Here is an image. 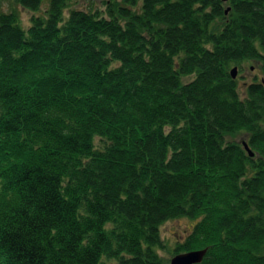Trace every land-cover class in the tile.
I'll return each instance as SVG.
<instances>
[{
  "label": "trees",
  "instance_id": "obj_1",
  "mask_svg": "<svg viewBox=\"0 0 264 264\" xmlns=\"http://www.w3.org/2000/svg\"><path fill=\"white\" fill-rule=\"evenodd\" d=\"M76 1L0 0V264H264V0Z\"/></svg>",
  "mask_w": 264,
  "mask_h": 264
},
{
  "label": "rangeland",
  "instance_id": "obj_2",
  "mask_svg": "<svg viewBox=\"0 0 264 264\" xmlns=\"http://www.w3.org/2000/svg\"><path fill=\"white\" fill-rule=\"evenodd\" d=\"M91 3H94L95 5L101 6V3H99L97 0H77L74 4L79 7H88L91 5ZM46 5L43 6V10ZM17 10L20 13L22 22L24 25H29L30 18L32 15V12L28 9H24L23 7L18 6ZM9 11V4L5 3L0 8L1 12H8ZM262 77V73L258 68L257 63L253 62H246L244 65H242L239 68V72L237 74V80H238V87L239 91L241 92V95L244 96L246 87L249 82L253 81L255 78L260 79ZM243 135H238L237 141L242 142L244 139L242 138ZM195 224L194 220H191L189 218H178L174 220H170L166 223H164L161 227V237L163 241L166 244V248L164 251L161 252V255L165 259L172 258L173 249L178 242H182L185 240L187 235L190 233V231L193 228V225ZM174 257V256H173Z\"/></svg>",
  "mask_w": 264,
  "mask_h": 264
},
{
  "label": "water",
  "instance_id": "obj_3",
  "mask_svg": "<svg viewBox=\"0 0 264 264\" xmlns=\"http://www.w3.org/2000/svg\"><path fill=\"white\" fill-rule=\"evenodd\" d=\"M236 69L232 72L233 78H236ZM245 149L249 152L250 155L252 153L249 151L247 144L244 143ZM206 255V250L199 251H191L187 253L178 254L171 258L169 264H200L204 256Z\"/></svg>",
  "mask_w": 264,
  "mask_h": 264
},
{
  "label": "bare ground",
  "instance_id": "obj_4",
  "mask_svg": "<svg viewBox=\"0 0 264 264\" xmlns=\"http://www.w3.org/2000/svg\"><path fill=\"white\" fill-rule=\"evenodd\" d=\"M224 1H227V0H224ZM235 69H236V73H237V74H238V72H239V67H238V66H234V67H232V68H231V71H230L232 78H233L232 72H233ZM237 74H236V75H237ZM233 79H234V78H233ZM235 79H237V76H236Z\"/></svg>",
  "mask_w": 264,
  "mask_h": 264
}]
</instances>
